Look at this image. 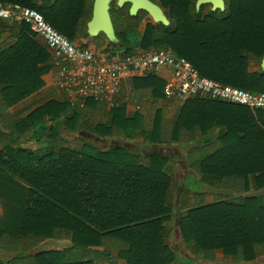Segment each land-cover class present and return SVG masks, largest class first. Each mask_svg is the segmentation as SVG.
Returning a JSON list of instances; mask_svg holds the SVG:
<instances>
[{
	"label": "trees",
	"instance_id": "trees-1",
	"mask_svg": "<svg viewBox=\"0 0 264 264\" xmlns=\"http://www.w3.org/2000/svg\"><path fill=\"white\" fill-rule=\"evenodd\" d=\"M0 3L37 10L71 41L97 39L95 50L109 41L89 36L93 0ZM195 24H181L183 33L147 34L137 45L171 51L211 80L264 93V0H226L225 11L212 12L206 27ZM117 38L123 44L134 39ZM58 72L29 26L0 22V168L28 187L19 235L0 229V250L9 256L0 264H195L214 261L219 251L233 263H253L264 256V195H248L251 177L264 190V122H255V112L211 100L166 101L165 83L150 76L129 83L130 103L141 107L134 116L122 101L113 109L93 101L83 108L51 101L16 119L10 109ZM170 106L176 110L168 118ZM219 127L228 132L215 140ZM64 130L144 142L137 149H100L86 141L73 146L61 136ZM193 144L189 161L197 176L183 183L169 173L171 160L152 151ZM205 188L215 193L212 203ZM175 230L178 250L166 240ZM65 239L71 246L64 250L33 253L47 241ZM183 249L190 255L180 257Z\"/></svg>",
	"mask_w": 264,
	"mask_h": 264
},
{
	"label": "built area",
	"instance_id": "built-area-1",
	"mask_svg": "<svg viewBox=\"0 0 264 264\" xmlns=\"http://www.w3.org/2000/svg\"><path fill=\"white\" fill-rule=\"evenodd\" d=\"M0 22L25 24L44 40L59 66L57 89L72 107L83 108L89 101L105 104L109 109L119 106L120 101L130 106L134 90L129 83L138 77L154 76L165 80L166 101L211 100L264 112V93L206 78L191 62L177 59L171 51L143 50L139 45L133 53H114L113 49L84 47L56 30L37 10L2 3ZM163 71L169 76L164 77Z\"/></svg>",
	"mask_w": 264,
	"mask_h": 264
},
{
	"label": "crops",
	"instance_id": "crops-1",
	"mask_svg": "<svg viewBox=\"0 0 264 264\" xmlns=\"http://www.w3.org/2000/svg\"><path fill=\"white\" fill-rule=\"evenodd\" d=\"M37 37V36H36ZM38 41L46 46L44 40L40 37H37ZM79 45H82L84 47H91L93 48V45H91V40L85 39L75 41ZM80 42V43H79ZM91 45V46H89ZM109 45L107 44H102V49H109ZM47 47V46H46ZM48 48V47H47ZM94 49V48H93ZM99 49V50H100ZM162 74L164 77H168L169 74L166 71H163ZM150 77V76H149ZM154 77V76H151ZM147 78V77H144ZM158 78V77H157ZM136 79H140L139 77ZM162 80L163 82L165 81L163 78H158ZM165 83V82H164ZM51 101H64L60 91L57 89L56 86V75L55 77L47 84L46 87H44L42 90L34 94L33 96L29 97L28 99L24 100L23 102L19 103L18 105L12 107L10 109L11 114L16 117V119L22 120L30 116L35 110L38 108L43 107L47 103ZM140 106H134L130 105L128 106V112L129 115L132 114V111L136 114L137 110L136 108ZM141 110V109H140ZM139 110V111H140ZM255 111H253L254 113ZM262 117H264V113L261 112ZM255 119L259 125H262L264 122L263 120L259 119V114L254 113ZM51 125V124H49ZM228 132L227 127H219L216 130L215 135L213 136L215 140L221 138L222 136H225ZM178 147V146H176ZM37 149V147H34ZM182 148H188L189 153H190V148H197V144L190 145L189 147H182ZM3 152V147L0 145V156ZM189 153L187 156V161L190 164L189 161ZM192 171L195 174H191V176L195 177L197 176L196 172L192 169ZM251 181V192L248 195H252V193H257L261 192V195L258 196H263L264 195V190H257L256 189V182L254 180V177L250 178ZM27 195H28V187L25 186L23 183H21L18 179L12 177L8 173L4 172L0 168V229L6 231L10 236L16 237L20 233L24 213L26 211V201H27ZM257 196V195H256ZM51 241H57L58 240H51ZM47 241L42 244L44 246L46 243L51 242ZM222 254V255H220ZM222 257L226 258L224 253L222 251H219L216 253V259L215 261H222ZM9 259V256L6 255L5 253L0 250V260L7 261ZM263 260L264 256H261L258 258V260ZM208 262V261H207ZM256 262V261H255ZM254 262V263H255ZM251 264V263H248Z\"/></svg>",
	"mask_w": 264,
	"mask_h": 264
},
{
	"label": "flooded vegetation",
	"instance_id": "flooded-vegetation-1",
	"mask_svg": "<svg viewBox=\"0 0 264 264\" xmlns=\"http://www.w3.org/2000/svg\"><path fill=\"white\" fill-rule=\"evenodd\" d=\"M95 1L96 0H93V4H95ZM147 1L161 10L164 17L167 19L168 24L157 21L150 13L144 10H139L136 15H132L131 11L134 5L131 2H126L124 6L121 7L120 0H113L110 4V16L116 37L121 34L136 39L123 44L117 38L114 42L108 41L107 45L112 44L115 49L135 50L139 46L137 45L139 39L147 34H158L161 32L169 34L183 33V29H180L179 26L181 24L184 25V22L194 21L197 27L201 24L202 28H204L207 25L206 23L208 22L211 13L216 12L214 6L211 4L198 6L200 0ZM101 36H103V34L99 37Z\"/></svg>",
	"mask_w": 264,
	"mask_h": 264
},
{
	"label": "rangeland",
	"instance_id": "rangeland-1",
	"mask_svg": "<svg viewBox=\"0 0 264 264\" xmlns=\"http://www.w3.org/2000/svg\"><path fill=\"white\" fill-rule=\"evenodd\" d=\"M14 6V5H13ZM136 38L132 39L135 40ZM89 40V39H88ZM81 42V40H79ZM79 42V43H80ZM92 45L96 46L97 45V39H94L93 41H91ZM103 44V43H102ZM114 53L121 51L124 52L125 49H113ZM108 51V50H107ZM110 52V51H108ZM258 68L253 67L252 70L253 71H257ZM169 113H168V118H171L175 112V107L174 106H170L169 107ZM135 112V111H134ZM132 111V114H130V116H134L135 113ZM98 120V119H97ZM61 136L66 139L69 143H71V145L73 146H77L79 145L81 142L86 141L89 144L95 145L96 147L100 148V149H105L108 148L110 146H128V147H133L135 149L139 148L140 142H144L143 140L141 141H134V142H125L123 140H112V139H102V138H98L96 136L93 135H87L84 133H73L71 131H61ZM47 143H50V141L46 140ZM30 146L32 147H39V145L36 143L35 140H31L30 141ZM153 152H159L160 154H162L165 157H168L171 162L168 168L169 173H174L177 175L178 179L180 180L181 183H183L184 181H186L191 174H195L192 171V168L190 166V164L187 161V156L189 153V149L188 148H182V147H158V148H153L152 149ZM190 159V158H189ZM192 181L194 182L193 178H190ZM193 185L192 190H197V185L194 183H191ZM208 189L205 188L203 192H208L206 199H207V203H212L214 201L215 193L213 191H207ZM257 193H252L251 196H258L261 195V192L256 191ZM175 200L179 203L181 196H176L174 197ZM166 240L167 243L174 249V250H178L180 248H178L179 245H181V241H180V234L178 232V230H175L173 232H169L166 236ZM69 246H71V241L70 239H65L62 241H51L46 243L44 246H41L39 249H37L35 252H41V251H46V250H55V251H61L64 250L66 248H68ZM183 247V246H181ZM186 255H190L189 252H187L185 249H183V252L179 253L180 257L185 258ZM222 255V254H220ZM261 257V256H260ZM222 261H195V264H248V263H233L231 262V260H229L228 258H224L222 257ZM251 264H264V259L263 260H256V262L251 263Z\"/></svg>",
	"mask_w": 264,
	"mask_h": 264
},
{
	"label": "water",
	"instance_id": "water-1",
	"mask_svg": "<svg viewBox=\"0 0 264 264\" xmlns=\"http://www.w3.org/2000/svg\"><path fill=\"white\" fill-rule=\"evenodd\" d=\"M113 0H96L94 4L93 19L88 24V33L91 38H98L101 34L105 35L109 41L117 40L113 22L110 16V4ZM126 2H131L134 7L131 11L132 15H136L139 10L150 13L157 21L168 24L167 19L159 8L154 6L147 0H120V6L123 7ZM203 4H211L215 11H225V0H200L198 6ZM264 69V59L261 64Z\"/></svg>",
	"mask_w": 264,
	"mask_h": 264
}]
</instances>
